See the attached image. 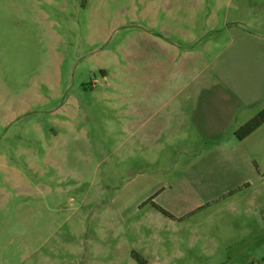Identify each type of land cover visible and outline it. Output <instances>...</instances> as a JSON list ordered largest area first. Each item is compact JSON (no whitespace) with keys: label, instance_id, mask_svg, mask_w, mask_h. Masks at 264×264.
<instances>
[{"label":"rangeland","instance_id":"obj_1","mask_svg":"<svg viewBox=\"0 0 264 264\" xmlns=\"http://www.w3.org/2000/svg\"><path fill=\"white\" fill-rule=\"evenodd\" d=\"M264 0H0V264H264Z\"/></svg>","mask_w":264,"mask_h":264},{"label":"trees","instance_id":"obj_2","mask_svg":"<svg viewBox=\"0 0 264 264\" xmlns=\"http://www.w3.org/2000/svg\"><path fill=\"white\" fill-rule=\"evenodd\" d=\"M264 125V110L243 125L237 132L236 137L240 141L246 140L250 137L253 133H255L258 129H260Z\"/></svg>","mask_w":264,"mask_h":264},{"label":"crops","instance_id":"obj_3","mask_svg":"<svg viewBox=\"0 0 264 264\" xmlns=\"http://www.w3.org/2000/svg\"><path fill=\"white\" fill-rule=\"evenodd\" d=\"M247 140V139H246Z\"/></svg>","mask_w":264,"mask_h":264}]
</instances>
